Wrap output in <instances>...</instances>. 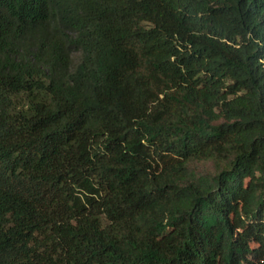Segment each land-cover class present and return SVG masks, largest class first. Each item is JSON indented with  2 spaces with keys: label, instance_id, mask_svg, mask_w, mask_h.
<instances>
[{
  "label": "trees",
  "instance_id": "1",
  "mask_svg": "<svg viewBox=\"0 0 264 264\" xmlns=\"http://www.w3.org/2000/svg\"><path fill=\"white\" fill-rule=\"evenodd\" d=\"M0 264H264V0H0Z\"/></svg>",
  "mask_w": 264,
  "mask_h": 264
},
{
  "label": "rangeland",
  "instance_id": "2",
  "mask_svg": "<svg viewBox=\"0 0 264 264\" xmlns=\"http://www.w3.org/2000/svg\"><path fill=\"white\" fill-rule=\"evenodd\" d=\"M203 168H208V167H207V166H206V167H205V166H202L201 169H203ZM208 169H209V168H208Z\"/></svg>",
  "mask_w": 264,
  "mask_h": 264
}]
</instances>
